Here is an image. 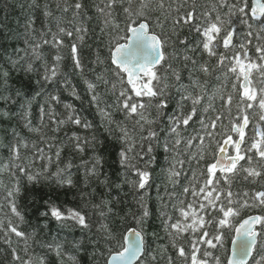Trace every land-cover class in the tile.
<instances>
[{
  "label": "snow or ice",
  "instance_id": "snow-or-ice-1",
  "mask_svg": "<svg viewBox=\"0 0 264 264\" xmlns=\"http://www.w3.org/2000/svg\"><path fill=\"white\" fill-rule=\"evenodd\" d=\"M19 6L15 28L0 19L17 45L0 46V116L15 119L0 130V264H264V0ZM9 69L23 73L14 91ZM65 149L81 157L79 184L71 161L61 167ZM61 190L78 202L57 203ZM154 218L163 236L149 233Z\"/></svg>",
  "mask_w": 264,
  "mask_h": 264
},
{
  "label": "trees",
  "instance_id": "trees-1",
  "mask_svg": "<svg viewBox=\"0 0 264 264\" xmlns=\"http://www.w3.org/2000/svg\"><path fill=\"white\" fill-rule=\"evenodd\" d=\"M27 2H29V0H0V19H2L3 16L5 14H7L9 17V19H8L9 27L15 28L16 27L15 21L17 18H19L21 20V22H23V20H24V12L22 11V9L20 8L19 5L21 3H27ZM40 2L42 4L43 0H40ZM8 4H11L13 6L6 8L5 6ZM36 15L39 17V19L37 21V27H39L40 26V20H42L43 17L39 11L36 12ZM53 29L55 30L54 23H53ZM66 43H68L67 39H66ZM87 44H90L92 46V48L96 47L93 40H91V39L87 40L86 46L84 48V53H85L84 59H85L86 64H88V62L92 59L91 49H89L87 47ZM0 46L7 48V50L9 52H11L12 48L16 47L17 45H16V42H10V41L6 40L5 38H3L2 35H0ZM20 46H23V45L21 44ZM45 51H47V49H45ZM63 52L65 55H67L68 49L67 48L63 49ZM104 54L107 55L106 52ZM49 59H50V57H49ZM37 63L39 64L40 62H37ZM89 66H90V64H89ZM4 67H6L4 62L0 61V71H2ZM62 70H64V69L62 68ZM9 71L11 72L10 83L14 85V89H13V91H14L15 88H19L21 86V77L23 76V73H17L15 71H12L11 69H9ZM87 74L88 73L86 70V75ZM74 79L76 81H78L81 88L84 87L82 79H80L79 77H74ZM0 91H2V85H0ZM64 95H65V97H67V93H65ZM40 102H43L42 99L38 100V102L33 105L34 111L36 110V108L38 107V103H40ZM5 107H6L5 104L3 102H0V113H2V111L4 110ZM11 107L15 111V110H18L19 105L17 104V105H13ZM85 107H87V105H85ZM59 110L63 111L62 106L60 107ZM88 114L91 118L93 115L92 110L89 109ZM97 122H98V118H97ZM10 124H15V119H8V118H4V117L0 116V130L8 128V126ZM70 130H73V129H70ZM22 133H23V135H25L29 139L37 140V141L39 140V137L36 134L28 133L26 130H22ZM0 138H3L2 137V131H0ZM2 156H6V152H0V157H2ZM83 158L86 159L87 155H85V157H83ZM80 159H81L80 156H78L75 153H71L68 149H65L64 152L62 153L61 167H63L66 163L71 161L72 164L74 165V167L72 169H70V171L72 173H74L73 179L75 181H77L78 184L82 181V175L77 171V168H76V166L79 165V163H80ZM39 163L40 162L37 161L38 165H39ZM164 166H165V161H164L163 156L161 155L158 158V163L154 166V169H153L152 187L150 189V192H151V195L153 198L151 203L153 205H155V196H156L157 190L159 189V191L163 192V189H164L165 175H166L165 172L162 171V168ZM55 168H56V166L54 164L52 166V171H55ZM104 170L109 175V177L112 181H118V175L116 172L115 165H112V166L106 165ZM129 179H134V177L129 176ZM92 186L97 187V192L100 194H104L105 197L108 199H115V197L117 195V190H115V189H113L112 193H107L103 187L97 186L95 182H93ZM44 191L47 192L48 189H44ZM72 191H76V190L74 189ZM124 193L128 194L127 197L124 196ZM118 195H119L120 199H122V200L126 199L127 200L128 203L126 205L125 204L120 205V208L124 209V211H127V208L131 207L134 203L133 199H132V190L129 188L128 185H124V192L119 193ZM54 199L56 200L57 203H63V204H66L67 206H73L74 203L78 202V201H73L72 192H69L67 195H65L64 190H61L58 196H54ZM97 199H98V197H97ZM25 203H27V201ZM32 211H33V209L31 206H29L26 209V212L28 214V216H27L28 219H32V216H31ZM249 214H253V213L245 211L242 213V216H247ZM114 226L118 232H122L124 230L123 228H121L118 219L115 221ZM128 226H133L130 221L125 225V227H128ZM148 231H149V233L156 232L158 234V236L164 235V233L161 229L160 221L158 219H155V218L152 221H150ZM149 240H151V236H149ZM160 242L163 243L164 241H160ZM230 246H231V237H228L225 241V248L230 249ZM220 255L223 258L225 254L223 252H221Z\"/></svg>",
  "mask_w": 264,
  "mask_h": 264
},
{
  "label": "water",
  "instance_id": "water-1",
  "mask_svg": "<svg viewBox=\"0 0 264 264\" xmlns=\"http://www.w3.org/2000/svg\"><path fill=\"white\" fill-rule=\"evenodd\" d=\"M230 248H231V246H230Z\"/></svg>",
  "mask_w": 264,
  "mask_h": 264
}]
</instances>
